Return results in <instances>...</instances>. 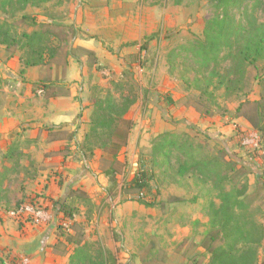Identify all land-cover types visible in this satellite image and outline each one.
Here are the masks:
<instances>
[{
  "label": "rangeland",
  "instance_id": "1",
  "mask_svg": "<svg viewBox=\"0 0 264 264\" xmlns=\"http://www.w3.org/2000/svg\"><path fill=\"white\" fill-rule=\"evenodd\" d=\"M80 2L0 0V34L19 43L9 50L0 43V61L10 55L23 56L24 50L19 48L25 41L23 36L48 29L55 38L46 46L57 51L46 65L62 64L74 36V14ZM100 4L108 19L124 14L133 34L138 27L144 31L137 57L126 63L125 78L108 71L109 75L102 77L111 78L109 88L95 85L107 91L116 82L131 80L134 84L137 98L130 109L136 115L131 132L134 151L119 155L123 158L114 165L102 163L100 167L111 183L109 197L101 202L110 206L118 201L120 211L104 214V208L96 210L94 197L78 189L66 204L77 209L73 221L66 222L68 228L72 222L78 223L84 230V241L109 249L115 264H208L210 238L220 233L212 242L219 248L227 241L224 232L229 227L219 228L214 212L223 194L230 193L241 202V207L233 208L236 222L243 232L251 231L241 247L249 246L258 263L264 262V134L249 124L240 125L244 120L240 116L251 114L254 103L264 96V59L254 65L243 62L238 69V59H225L223 50L217 63L201 68L199 49L206 42L207 25L221 18L215 0H106ZM241 9L231 8L230 15L241 19ZM258 20L264 22V13L258 14ZM136 44L131 41L122 47ZM113 48L105 46L109 52ZM86 61L93 68L94 58L89 56ZM140 70L142 79L136 76ZM220 78L226 81L218 88ZM229 80L240 81L238 93H227ZM153 95L157 108L150 105ZM167 131L178 134L180 146L167 147L156 156L152 153L156 139ZM241 136H253L257 146L245 144ZM143 172L151 179L138 195L132 180ZM12 173L0 182L5 188L3 201L11 207L15 191L23 187ZM118 191L120 198L115 200ZM138 198L142 203L136 201ZM0 223H4L2 219ZM58 223L54 248L58 255L67 257L68 264L72 247L64 239L69 233ZM22 261L11 250L0 249V264H24Z\"/></svg>",
  "mask_w": 264,
  "mask_h": 264
},
{
  "label": "crops",
  "instance_id": "2",
  "mask_svg": "<svg viewBox=\"0 0 264 264\" xmlns=\"http://www.w3.org/2000/svg\"><path fill=\"white\" fill-rule=\"evenodd\" d=\"M95 1L82 0L75 11L74 36L62 64L27 67L21 73L18 57L10 55L0 61V175L6 173L7 176L13 171L14 163L6 158L10 148L19 150L18 172L14 173L23 187L15 191V201L40 195L39 202L54 211L51 212L52 221L47 225L24 224L19 227L4 211L6 202L0 201V219L4 222L0 223V249L11 250L12 254L22 258L24 264L67 262V257L58 255L54 248L59 218L52 202L66 205L72 199V193L80 189L90 198L94 197L96 210L104 208V214L111 210L118 213L121 208L118 201L112 202L113 205L110 202V206H105L107 201L101 202L109 197L111 183L108 174L100 167L102 163L112 164L111 160L100 150L84 158L80 145L90 130L92 87L98 85L108 89L107 81L111 78L102 77L108 76V71L125 78L126 63L137 57L138 43L144 31L138 27L133 34L127 28L129 24H126L124 14L108 19V12L100 4L106 0ZM131 41H137V44L122 47ZM106 44L114 47L112 52L105 49ZM89 56L95 60L93 68L86 61ZM159 68L161 71V65ZM141 72L143 70H140V76L136 75L139 79H142ZM35 84L50 85L56 96L45 98L44 93H37L38 88L34 89ZM155 103L157 99L153 95L150 105L157 108ZM135 117L129 110L126 119L131 122V130L127 146L119 155L134 151L131 132L134 131L132 121ZM243 121L240 125L249 126L246 120ZM119 155L117 163L123 158ZM119 198L118 191L115 200Z\"/></svg>",
  "mask_w": 264,
  "mask_h": 264
},
{
  "label": "trees",
  "instance_id": "3",
  "mask_svg": "<svg viewBox=\"0 0 264 264\" xmlns=\"http://www.w3.org/2000/svg\"><path fill=\"white\" fill-rule=\"evenodd\" d=\"M215 5L221 11V18L216 17L207 25L205 31L206 42L199 49L201 55L199 65L201 68L207 69L210 64L217 63L218 53L223 50L226 52L225 59L232 58V61L238 59L239 63L236 64L238 69L242 66L239 64L243 62L247 63L248 61L254 65L258 60L264 59V22L258 20V14L264 13V0H215ZM240 6L242 7L241 19L230 15L231 8H239ZM23 37L25 41L19 46L20 49L24 50V55L19 57L22 66L21 73L23 68L46 65L54 57L57 50L46 46V43L53 38V33L50 30L34 32ZM0 40V43L5 45L6 50H9L11 46L19 45L18 42H15L12 37L6 34H0ZM58 47H60V44ZM249 57L253 60L249 61ZM225 81V78H220L217 87L223 86ZM240 86L239 80H229L225 85V90L229 95L231 93L235 94V92H239ZM35 88L42 89L45 98L56 96V92L51 90L50 85L35 84ZM136 98L135 86L131 80L116 82L111 85V90L107 91L95 86L92 87L90 95L92 102L89 119L90 130L84 135V140L80 145V151L84 158L91 157L95 150H100L108 157V160H111L112 164L116 162L117 156L126 148L128 143L131 122L126 119V115L135 104ZM240 117L246 120L254 130L264 134V96L260 101L254 103L251 114ZM48 131H53V129ZM178 141V134L163 133L157 137L152 153L157 156V154L163 153L167 147L180 146ZM19 157L20 152L17 149L10 148L6 154L8 161L15 164L12 166L14 169L17 168ZM6 177V173H1L0 182ZM150 177L147 172H143L137 173L133 178L132 184L138 195H141L148 188ZM20 190H22V187H20ZM4 192L3 183H0V201L4 199ZM76 193L77 191H74L72 196ZM80 196L84 197L85 194H80ZM39 197L40 195L23 197L15 201L13 203L14 207H12L14 209L24 204L39 202ZM136 201L141 202V198ZM6 204L4 211L9 213L12 207L8 201ZM52 205L54 209H57L55 215L57 217L60 215L58 222L73 221L72 219L77 213L76 208L60 204V202H52ZM235 207H241V202L237 197L232 198L230 193H224L222 202L214 214L215 218L219 220V228L227 229V226L229 227L224 232L227 241L224 247L219 248L218 246L214 247L212 242L217 240L220 233L217 232L210 238L211 244L207 249L211 256L208 264H264V262L258 263L255 252L249 246L241 247V243L250 237L251 231L243 232L240 223L236 222L235 217L237 215H233L235 212L233 208ZM45 210L51 212L48 207H45ZM17 223L19 227L24 226L23 222ZM68 233L64 239V243L72 247L68 264H115V260L112 258L113 255L107 248H103L101 245H89L84 241V230L78 223L72 222Z\"/></svg>",
  "mask_w": 264,
  "mask_h": 264
},
{
  "label": "built area",
  "instance_id": "4",
  "mask_svg": "<svg viewBox=\"0 0 264 264\" xmlns=\"http://www.w3.org/2000/svg\"><path fill=\"white\" fill-rule=\"evenodd\" d=\"M37 93L42 94L43 90L39 89ZM253 136H248L247 138H253ZM242 138L243 137L241 136V139ZM247 138L245 137V139H242L245 141V144L249 145V143H251L252 146H257V142H255L254 138L251 140V142L250 140L247 141ZM8 215L16 222H23L24 224H30L34 226L47 225L52 221L51 213L45 210V207L40 202L24 204L16 207L11 210ZM58 224H61V227L68 231V223L63 222L62 224V222H59Z\"/></svg>",
  "mask_w": 264,
  "mask_h": 264
}]
</instances>
